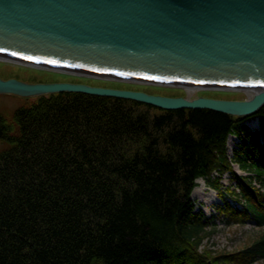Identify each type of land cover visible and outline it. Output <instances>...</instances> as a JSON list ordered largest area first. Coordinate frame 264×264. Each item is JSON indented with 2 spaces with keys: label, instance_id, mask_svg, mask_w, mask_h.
Segmentation results:
<instances>
[{
  "label": "trees",
  "instance_id": "trees-1",
  "mask_svg": "<svg viewBox=\"0 0 264 264\" xmlns=\"http://www.w3.org/2000/svg\"><path fill=\"white\" fill-rule=\"evenodd\" d=\"M258 117L260 130L243 121ZM240 166L264 174V105L250 115L162 110L85 92L41 95L0 113V264H227L264 255V235L233 253L199 252L209 221L195 179ZM258 175L261 176V173ZM247 202L229 220L264 224V195L235 177Z\"/></svg>",
  "mask_w": 264,
  "mask_h": 264
},
{
  "label": "water",
  "instance_id": "water-1",
  "mask_svg": "<svg viewBox=\"0 0 264 264\" xmlns=\"http://www.w3.org/2000/svg\"><path fill=\"white\" fill-rule=\"evenodd\" d=\"M0 53L94 72L96 77L256 89L242 101L203 97L190 101L83 84H27L0 78V93L83 91L164 109L249 114L264 104V0H0Z\"/></svg>",
  "mask_w": 264,
  "mask_h": 264
},
{
  "label": "rangeland",
  "instance_id": "rangeland-1",
  "mask_svg": "<svg viewBox=\"0 0 264 264\" xmlns=\"http://www.w3.org/2000/svg\"><path fill=\"white\" fill-rule=\"evenodd\" d=\"M0 77L1 78H18L29 84H39V83H51L63 80H73L74 77L71 74L49 70V69H42L27 65H22L18 63H10L3 60H0ZM91 83L97 85H103L108 87H118V88H129V89H138V90H146L141 86H135L129 83H113V82H101L100 80L91 79ZM197 84L192 86L191 90L187 86L185 87L188 94L191 98H194L199 93V87H202L203 84L199 83H192ZM173 89V90H171ZM147 90L151 93H158L162 95H169V96H182V89H175V88H163V87H153L147 88ZM181 90V91H180ZM200 93H203L200 91ZM208 93V94H206ZM204 94L218 97V98H225V99H245L247 93L244 91H211V92H204ZM35 97H31L28 100L23 99V96L12 93V92H5L0 93V113H2L6 117H11L12 112L15 108L21 105L22 102H31L34 100ZM232 100V99H231ZM251 122V121H250ZM7 147V143L0 140V151ZM234 169H237V165L234 164L232 166ZM226 174L222 177L220 184L223 186L231 184V181H228L225 177ZM216 188L210 186L208 182H204L202 179L198 180V186L194 190V196L198 199H202L205 201V208L211 211L213 214H217V210L215 209V202L219 201L216 198ZM230 198H232L230 196ZM233 199V198H232ZM217 227L214 231L211 232L210 236L206 238L203 242L202 249H209L210 246H215L219 252L221 249H242L249 245L252 241L262 237L264 235V227L258 228L255 225L253 226L252 223H249L244 226H228L221 221V218H216ZM240 231V232H239ZM240 234V235H239ZM210 251V250H205ZM217 252V253H219ZM215 253V255L217 254ZM260 264V262H257Z\"/></svg>",
  "mask_w": 264,
  "mask_h": 264
},
{
  "label": "bare ground",
  "instance_id": "bare-ground-1",
  "mask_svg": "<svg viewBox=\"0 0 264 264\" xmlns=\"http://www.w3.org/2000/svg\"><path fill=\"white\" fill-rule=\"evenodd\" d=\"M0 58H6V59H9V60H15V58L10 57L9 55H5V54H0ZM16 61H17V62L26 63V64H34V65H37V66H42V67H47V68L59 69L58 67L51 66V65H47V64H45V63H39V62L28 61V60H25V59H17V58H16ZM180 85H182V86H187V87L191 90V88H193L192 86H195V85H197V84H192V83H181ZM244 90H245V92L247 93V96H248L249 98L252 97V96L255 94V91H256V89H254L252 86H245V87H244Z\"/></svg>",
  "mask_w": 264,
  "mask_h": 264
},
{
  "label": "snow or ice",
  "instance_id": "snow-or-ice-1",
  "mask_svg": "<svg viewBox=\"0 0 264 264\" xmlns=\"http://www.w3.org/2000/svg\"><path fill=\"white\" fill-rule=\"evenodd\" d=\"M29 59H31V57H28Z\"/></svg>",
  "mask_w": 264,
  "mask_h": 264
}]
</instances>
